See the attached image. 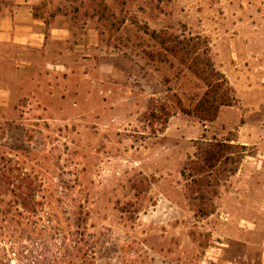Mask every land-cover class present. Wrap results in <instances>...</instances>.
Instances as JSON below:
<instances>
[{"label":"rangeland","instance_id":"374dc122","mask_svg":"<svg viewBox=\"0 0 264 264\" xmlns=\"http://www.w3.org/2000/svg\"><path fill=\"white\" fill-rule=\"evenodd\" d=\"M104 3L115 14L99 17ZM14 16L19 34L0 33V177H36L40 210L0 192L7 264L30 263L39 228L79 218L94 264H264V0H0V24ZM163 29L228 77L234 102L213 120L176 107L174 93L192 108L206 86L160 57L151 32ZM161 104L167 123L149 115L164 118ZM210 140L236 145L201 215L187 174Z\"/></svg>","mask_w":264,"mask_h":264},{"label":"trees","instance_id":"16d2710c","mask_svg":"<svg viewBox=\"0 0 264 264\" xmlns=\"http://www.w3.org/2000/svg\"><path fill=\"white\" fill-rule=\"evenodd\" d=\"M96 9V8H95ZM95 13L99 17H106L107 12L115 14L113 5L108 3L103 4L102 14H99L100 10H95ZM107 18V17H106ZM152 38L158 41L157 47H159V55H163L167 60L171 54L174 56L180 64L184 65L195 77L200 79L206 86L201 97L193 104L192 108L187 107L180 95L174 93L175 105L177 108L185 112L186 114H195L199 118L204 120H213L221 106L232 105L235 99L234 89L224 72L216 68L213 60L210 56L206 55L202 59V52L197 46H191L190 42H187L186 36H180L175 32H170L167 29L162 31H152ZM200 39L201 36H198ZM192 37L189 40H193ZM205 52H208L209 46L206 45ZM192 55H196L192 59ZM172 96V97H173ZM173 97V98H174ZM163 105L160 110L165 112L167 106ZM164 110V111H163ZM159 109L155 106L151 108L149 112L150 118L153 120H162L167 123L169 116H171V110L165 112V116H160ZM236 144L231 140H210L205 141L201 147V159L202 162H198L197 165L189 166L188 177V197L195 203L196 213L201 215L209 214L214 210L213 199L209 195L207 187L216 189V183L214 182V171L219 169V165L222 161H227L232 154V148ZM186 169H184V172ZM39 180L31 174L25 173L23 175L13 174V172L5 171L0 177V192L10 191L15 196V201L22 210L27 211L29 214L37 215L39 213L40 202L37 199V193L39 190ZM2 189H5L3 191ZM31 225L35 228L38 226L37 220H31ZM43 226V225H42ZM39 228L38 236L35 238L36 245L33 249V255L29 258L28 255H22V260H29V264H94L95 263V251L91 245L88 232L87 218H79L72 224H67L65 231H60L58 225H45ZM49 228H53L52 239L54 240L53 249L43 239L45 231ZM40 241V242H39ZM43 241V242H41ZM34 243V242H33ZM49 243V242H48ZM4 249L0 247V264H7L1 256Z\"/></svg>","mask_w":264,"mask_h":264},{"label":"crops","instance_id":"0c3cea01","mask_svg":"<svg viewBox=\"0 0 264 264\" xmlns=\"http://www.w3.org/2000/svg\"><path fill=\"white\" fill-rule=\"evenodd\" d=\"M19 26H23V25L16 23V17L14 16V20H12L11 24H7L6 22L4 23V25L0 24V33L7 32L10 34V36H16L19 34L18 32H16ZM34 34L35 31H30L28 33L26 32L24 36L27 37L29 44L37 45L38 47H41L44 44V38L38 37L34 39L35 37ZM37 34H42V33L40 31H37ZM34 41H37V43L35 44Z\"/></svg>","mask_w":264,"mask_h":264}]
</instances>
